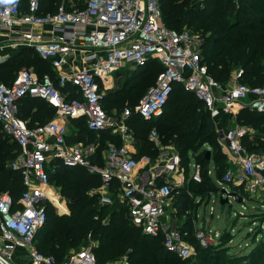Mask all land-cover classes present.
Wrapping results in <instances>:
<instances>
[{"label":"built area","instance_id":"2783aa9c","mask_svg":"<svg viewBox=\"0 0 264 264\" xmlns=\"http://www.w3.org/2000/svg\"><path fill=\"white\" fill-rule=\"evenodd\" d=\"M2 0L0 5V32L17 30L16 44L31 48L54 70L67 65L72 54L82 56L84 67L71 72L57 73L56 80L49 74L40 77L31 68H22L12 84L0 83V123L3 132L20 148L10 163L22 176L24 191L15 203L8 193L0 195V264H18L14 255L18 249L28 252L26 264H98L91 250L72 252L57 263L52 255L43 254L35 244V237L47 220V204L58 213L67 212V203L49 190L47 171L53 160L69 167H83L91 174L101 176V204H112L111 185L116 182V197L127 207L131 224L150 237H163L169 253L185 260L196 254L189 240L193 235L202 247L220 244L222 235L210 226L205 217L197 213L192 219L191 232L184 224L192 214L186 210L183 220L175 218L179 208L174 200L188 183L202 182V165L194 159L189 176L182 165L180 154L174 148L159 145L158 131L153 127L149 139L159 147L156 159L135 158L128 144L110 143L103 154V165L94 162L97 145L70 144V124L73 119H85L93 132L111 130L131 140L132 129L128 120L137 115L150 121L159 117L174 87L182 85L201 102L198 111L205 110L214 123L220 117L231 116L235 124L228 129H217L218 142L232 157L229 169L220 185L226 190L219 200L234 197L231 192L254 196L264 191V156L251 154L243 145L248 128L237 122L242 110L264 115V84L249 86L241 83L243 71L234 72L226 86L210 73L203 59V42L198 32L178 31L163 21L161 0H90L84 9L67 10L60 5L54 13H41L40 0ZM202 4L204 0H194ZM240 6V0H228ZM204 8V6H202ZM51 25L53 35L45 38L37 29ZM158 61L163 69L156 83L133 109L126 108L112 116L104 109L106 87H110L114 74L124 69L146 66ZM103 88V89H102ZM29 96L41 99L55 109L51 121L29 127L19 117L20 101ZM145 169V173L142 170ZM231 186L238 191L231 190ZM190 197L193 193L188 191ZM196 203L201 198H196ZM217 200L215 199L214 203ZM214 212V208H211ZM185 229V230H184ZM106 264H128L118 261Z\"/></svg>","mask_w":264,"mask_h":264},{"label":"trees","instance_id":"16d2710c","mask_svg":"<svg viewBox=\"0 0 264 264\" xmlns=\"http://www.w3.org/2000/svg\"><path fill=\"white\" fill-rule=\"evenodd\" d=\"M89 1L40 0V11L44 14L54 13L60 5H64L67 10H81ZM202 4L204 8L190 4L189 0H161L163 21L167 27L178 31L186 28L193 32H203L204 63L208 65L209 73L220 83L225 85L233 78L234 72L242 70L241 83L249 86L263 85L264 0H240L239 7L228 0H204ZM22 9L26 11L27 0L23 1ZM27 62L28 66H31L32 62L43 66L34 70L40 77L51 75L57 84L56 74L48 64L37 56H32ZM23 63L24 61H20L15 64L13 61L0 66V83L12 84L18 73L15 68ZM7 67L9 69H6ZM162 69V65L154 60L144 67L133 69V75L125 79L122 89L108 92L103 102L104 109L110 114L114 105L136 103L148 89L139 96L137 92L140 85L134 81L151 70V73L156 75L155 81H151L154 85ZM172 96L177 98V102L169 111L165 112L168 101L163 113L156 119L147 121L134 115L128 120V124L133 131L137 148L135 158L143 155L157 157V148L149 142L150 131L156 127L158 133L160 129L165 130L168 143L180 154L187 177L193 159L202 165V182L188 183L174 200L175 206L180 209L179 217H182L186 210H191L192 214L188 216L183 228L192 234L193 217H196L195 215L213 198H219L222 188L218 181H222L228 170V162L219 149L221 146L214 121L205 110L198 111L201 102L196 96L186 92L180 84L174 87ZM33 109L40 112L41 123L38 125L49 122L51 116L55 115V109L47 102L27 96L20 101L19 117L31 119ZM170 120L172 123L169 124ZM238 122L256 130L252 137L246 136L243 139L247 151L251 154H264V115L247 110L239 115ZM72 125L73 128L76 126V130H72L68 142L96 143L98 150L94 162L100 165H103L102 156L110 143L123 145L120 135L113 134L111 130L93 132L83 118L72 120ZM28 126L32 128L37 125L32 122ZM208 147L211 148L209 160ZM19 152V146L5 135L0 123V195L8 193L15 203L25 189L21 174L10 166ZM211 163H214V168ZM47 171L50 183L56 182L55 185L60 189L62 196L68 199L71 212L58 215L55 208L48 203L47 220L37 233L35 244L43 254L54 256L57 263L64 262L72 250L79 251L90 238L99 241V247L95 251L98 264H105L103 262L112 255L116 244L130 249L131 264H264V211L257 214L258 225L254 231L256 236H261V240L256 242L247 254H231V246L228 244L230 239L223 232L220 244L207 248L200 246L191 235L189 240L195 245L196 254L182 260L166 250L162 236H147L131 224L127 207L116 197L118 183L114 182L110 188L112 204L103 205L100 203V194L91 193L101 186L100 175L91 174L83 167L65 166L60 161H53ZM231 189L238 191L234 186H231ZM188 191L193 193L194 197H190ZM242 195L245 199L248 197ZM197 197L201 198L200 203H196Z\"/></svg>","mask_w":264,"mask_h":264},{"label":"rangeland","instance_id":"374dc122","mask_svg":"<svg viewBox=\"0 0 264 264\" xmlns=\"http://www.w3.org/2000/svg\"><path fill=\"white\" fill-rule=\"evenodd\" d=\"M189 1H190V4L193 3V5L197 7L203 6V4L200 3V1L199 2L194 1V0H189ZM199 34L201 36V42H203V35H202L203 32L200 31ZM207 36H209V34ZM27 64L28 62L26 61L22 64V66L20 65L17 66L15 68L16 73L25 67L31 68L33 71H35L34 69H39L43 67L40 64H35V62H32V65H34V66L31 65L32 67L28 66ZM132 70L133 69L128 68L126 70L124 69V70L118 71L116 75L114 76V80L111 83L110 87H106V83L103 84L104 89L109 88L105 90V94H106L105 98H107V94L109 91L117 92L124 87L125 79L133 75L132 72L134 71ZM151 72L152 71L149 70L146 75L142 74L140 77H138L134 81L135 84L139 83L140 85V90L137 92L138 95L140 94L139 96H142L144 94V93L142 94V92L144 90L149 89L153 85L151 84V81H155L156 75H154L155 73H151ZM230 81L226 83L225 85L227 86L230 83ZM143 96L134 104H125V105H116V106L114 105L113 111H111L112 113H110V115L112 116L113 114H121L124 109L129 108V107L134 110V108L141 102ZM176 102H177V98L175 96H172L169 99V104L167 105L165 112L169 111L171 106L175 104ZM170 123H172L171 120L169 124ZM249 130L254 133L256 132V130H254L251 127H249ZM166 135L167 134L165 130H161V129L159 130V133H158L159 145L163 146L164 148L172 147V144L168 143ZM149 142L155 144L150 139H149ZM156 148L157 150L159 149V147H156ZM219 149L221 150V153L225 156L226 161L228 162L229 155L222 148L219 147ZM158 155H159V150H158ZM261 155L264 156V154H261ZM210 165L214 166V163H211ZM50 184L53 190L57 189L58 191H60V189L55 185L56 182H53ZM98 193L100 194V203H101L102 194L100 192ZM214 201L215 199L213 198L211 202L208 204V207L206 208V210L203 211V209H201L199 211L200 218L205 217L206 220L210 223V226L212 228L219 231L221 235L223 232L226 234V237L230 239L228 244L229 246H231V254H236V255L247 254L248 252H250V249L254 246V244L261 240V236H256V234H254V231L256 229V226L258 225V222H256L257 214L259 212L264 211V206H262V202L264 201V191H260L254 196L249 195L246 198L245 202L243 201L241 203H237L235 202L234 199H231L230 200V203L232 205L231 207L227 204L225 206H222L219 200L215 203ZM212 207L214 208L213 210L214 212H212L211 210ZM67 210H68V214H70L71 212L70 208H67ZM63 215H66V214H63ZM263 229H264V226H263ZM98 247H99L98 240H92L88 238L87 244L83 246L80 250H83V249L91 250L98 257V255L95 252L98 249ZM72 252H75V249L72 250L71 253ZM130 252H131L130 249L124 248L123 245L118 246V244H116L113 247V252L111 253L112 255H110V257L106 259L105 262L103 263L106 264V263H114L118 261H126L128 264H131L129 261Z\"/></svg>","mask_w":264,"mask_h":264},{"label":"crops","instance_id":"0c3cea01","mask_svg":"<svg viewBox=\"0 0 264 264\" xmlns=\"http://www.w3.org/2000/svg\"><path fill=\"white\" fill-rule=\"evenodd\" d=\"M1 3H2V0H0V4ZM52 29L53 28H52L51 25H45L43 27L38 28L37 30L38 31H41L44 34L45 38L49 39L53 35L52 34L53 33V30ZM19 37H20V34H19V32L16 29L15 30H11V31H9V30H2L0 32V66H5V65L9 64V62H13V61L15 62V64L18 63V62H20V61L26 62V61L30 60V58L32 56H37L42 62H45L46 64H48L51 67L52 71L55 74H57V73L71 72L72 66L74 68H82V67H84V62H83L82 56L80 54H72L70 56V60H69V63L67 65L63 66L62 68H60L58 70H54L49 62L44 61L42 58H40L31 48H29V47H27V46H25L23 44H16V42H17V40H18ZM6 69H9V68L7 67ZM115 75H116V73L114 74V76ZM113 80H114V77H113ZM244 111H247V110H242L237 115V117H236L237 118V122H238L239 115L242 112H244ZM39 113L40 112H37L35 109H33V113H32L33 117L31 119H30V117L28 119H24V118H21V119L27 125L31 124L32 122L35 125H38V124L41 123L40 122L41 120L39 118ZM54 117H55V115L51 116V119L49 121H51L52 119H54ZM219 119H220L219 120L220 122L218 124L214 123L215 124V127L217 129H219V128L220 129H228V128H231L235 124V118L234 117H231V116H223V117H220ZM73 120H76V119H73ZM73 127L74 126L72 125V120H71V124H70V135L69 136L72 135V131L71 130H74V131L76 130V126H75V128H73ZM245 127L248 128V133H247L246 136L252 137L253 134H255V133L254 132H251L249 130V127L248 126H245ZM121 139L123 141V144H128L130 146L131 150L133 151L134 155H136L137 154V148L135 147V141H134L135 139L133 137V132H132V139L131 140H129V138L128 139H125V138H122V137H121ZM78 143H83V142H78ZM90 144L97 145L96 143H90ZM220 146L229 155V157H228V159H229V161H228V170H229V169L233 168V162H232V159H231L232 157H230L229 152L224 147H222V145H220ZM170 148H174V146L172 145V147H170ZM97 150H98V145H97ZM146 156L151 157L150 155H143L140 158H143V157H146ZM140 158H138V159H140ZM152 159H154V158H152ZM53 161H57V160H53ZM52 162L50 164H52ZM76 167H78V166H76ZM214 167L215 166H212V168H214ZM145 171L146 170L143 169L142 170V173H145ZM209 173H212V171H209ZM218 185L221 187L220 181H218ZM49 190L57 193L60 196V201L62 203L66 202L67 203V208H69V201H68V199L65 198V197H63L60 191H58L57 189L56 190H53L51 188V184L49 186ZM91 193H92V191H91ZM97 194H99V193H97ZM214 199H216L217 201L219 200L216 197ZM202 207H203V205H202ZM207 207H208V204L205 205L204 208H202L203 211L206 210ZM179 211H180V209H179ZM56 213L58 215L68 214V210H67V212H64V213H58V212H56ZM175 218H177L178 220L181 221V220H183V215H182V217H179L178 214H175ZM14 259H15V261L18 264H26L30 260L29 255H28V252L26 250H24V249H18L15 252Z\"/></svg>","mask_w":264,"mask_h":264},{"label":"water","instance_id":"95a60500","mask_svg":"<svg viewBox=\"0 0 264 264\" xmlns=\"http://www.w3.org/2000/svg\"><path fill=\"white\" fill-rule=\"evenodd\" d=\"M210 157H211V148L208 147V148H207V160H209ZM222 193L225 194V193H226V190H225V189H222ZM229 196L234 197V200H235V202H237V203H241V202H243V198H242L239 194H237V193H235V192H231V193L229 194ZM220 203H221L222 206H224V205H226V204H228L230 207L232 206L231 203L229 202L228 198H224V199H222ZM228 215H229V213H228Z\"/></svg>","mask_w":264,"mask_h":264}]
</instances>
